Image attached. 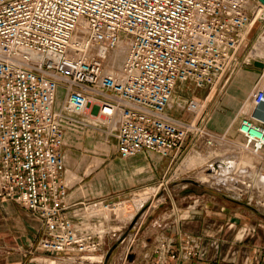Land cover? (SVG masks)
I'll list each match as a JSON object with an SVG mask.
<instances>
[{"label":"built area","instance_id":"obj_1","mask_svg":"<svg viewBox=\"0 0 264 264\" xmlns=\"http://www.w3.org/2000/svg\"><path fill=\"white\" fill-rule=\"evenodd\" d=\"M249 7L250 0H0V201L41 220L36 251L46 256L28 264H105L106 238L123 228L111 210L133 201L67 202L68 131L102 132L123 159L153 153L177 163L190 147L216 148L219 140L233 141L237 154L264 156V116L257 113L264 86L254 88L234 139L209 128L207 104L195 97L236 71L260 17ZM256 9L264 13L260 2ZM222 161L206 170L227 186L212 188L264 213L263 179L226 176ZM137 229L118 264H128ZM201 253V242L188 235L162 236L152 263Z\"/></svg>","mask_w":264,"mask_h":264},{"label":"crops","instance_id":"obj_2","mask_svg":"<svg viewBox=\"0 0 264 264\" xmlns=\"http://www.w3.org/2000/svg\"><path fill=\"white\" fill-rule=\"evenodd\" d=\"M253 2L250 0L249 14L255 19L259 1ZM263 20L264 13H261L254 21L251 33L238 52L233 75L219 87L195 94L207 104L205 114L209 116V128L227 138H237V128L247 106L251 105L254 88L257 84L264 86ZM257 23L260 24L255 27ZM257 113L264 116V107ZM171 114L185 120L192 118L187 114ZM214 116L220 118V123H210ZM75 130L78 135L82 133ZM66 142L62 148L65 157L62 179L69 191V204L127 199L147 187L162 188L176 164L171 157L162 159L153 153L123 159L116 151V141L100 132L84 136L68 134ZM262 166L256 168L261 169L264 177V164ZM148 191L157 190L144 193ZM211 193L189 206L188 216L174 220L159 218L145 227L129 264H153L154 242L162 236L179 239L180 234L200 241L202 253L190 261L180 260L179 264H263L264 214L222 193ZM41 237L40 219L13 201H0V264H28L32 259L41 260L46 255L35 249Z\"/></svg>","mask_w":264,"mask_h":264},{"label":"rangeland","instance_id":"obj_3","mask_svg":"<svg viewBox=\"0 0 264 264\" xmlns=\"http://www.w3.org/2000/svg\"><path fill=\"white\" fill-rule=\"evenodd\" d=\"M253 1L254 0H251V3H254ZM259 24L260 23H257L255 27H258ZM192 94L193 92L190 91L189 95ZM220 121L221 120L218 116H214L211 119L210 123L217 124L220 123ZM81 132L82 133L78 135L77 132L68 131L67 135L73 134L76 136H84L91 132H100V131H95L93 129H84L81 130ZM219 134L221 136L224 135L221 133ZM190 148L187 149V151H185L184 157L174 165L173 170L166 177L165 179L166 181L162 188L147 187L146 189L141 190L135 195L127 199H123V200H129L133 198V201L127 202L125 204L127 213L122 217L118 218L120 219V221H123V228L121 232H118L116 236L111 235L106 238L105 245L102 250V253L106 255L105 264H118L120 262L123 252H125L130 245L129 242L130 235L136 232V230L133 231L135 226L139 228L137 229L138 230L137 242H138V240L142 236V233L144 232V229H146L145 227L150 226L151 223H154L159 218L174 220L176 218L186 217L188 216V213L186 212L187 208L189 206H194L195 203H198L197 201L199 200L200 197L203 198L204 194L212 195L211 191L217 192L214 190V188H212L213 187L212 184L204 183V179L207 176H210V174H208L210 172L207 171L206 168L209 167L210 169V166H216L215 163L217 161L220 160L221 161L223 160L222 162H227L228 160L233 162L242 161L244 163H247V165H251V164L255 165V167H257V165L263 167L262 164L260 163L264 164V162L261 161L259 157L258 159L260 160V162L257 159V157L253 155H241L235 153L236 146L234 145L233 141L230 140L223 141V143H220L216 148H207L205 146H201L200 149L196 148L195 150L192 151H190ZM201 156L204 157L205 159L203 161L202 159L195 161V163L191 164L192 166L189 167L188 169V165L191 162V160L194 158H199V157L201 158ZM192 181L199 183V185L193 184ZM147 190H157V191L149 198V200H147L143 204L144 206L142 205L143 207L142 206L140 207V209L141 208L142 209L139 212H137L134 208L135 205L134 200L139 193ZM142 194L143 193H141V195ZM243 202L246 203V201ZM174 208L175 211H173ZM255 208L258 210L257 207ZM117 226L119 225H114V227ZM134 259L135 258H133L132 260ZM130 262L132 261L129 258L128 264Z\"/></svg>","mask_w":264,"mask_h":264},{"label":"bare ground","instance_id":"obj_4","mask_svg":"<svg viewBox=\"0 0 264 264\" xmlns=\"http://www.w3.org/2000/svg\"><path fill=\"white\" fill-rule=\"evenodd\" d=\"M261 6L264 7V5L261 3ZM260 12L261 10L259 9L257 12H256V16L255 18L260 15ZM264 40V39H263ZM262 40V41H263ZM124 53V50L121 49L116 55L115 57H113V63H117L119 61V55L123 54ZM219 143H223V141H220L219 140ZM211 153V152H210ZM196 154V153H195ZM209 156V155H208ZM258 157L260 158L261 161L264 162V156L263 155H258ZM202 159V161L205 159L204 157L201 156V158H194L191 160V162L189 163L188 165V169L189 167H191L193 163H195V161H198ZM207 159V158H206ZM226 160V159H225ZM190 161V160H189ZM201 162V161H200ZM204 163V162H203ZM228 165L225 166V168H222L221 169V172L224 173V175L226 176H235V177H243L244 179H246V182L248 183L249 180L251 179H255L257 177H259V179H263L264 181V177H262V173H260L259 175L256 174V172H258V169L255 167V165H248V166H243L242 163H238L237 161H227ZM202 164V163H201ZM187 166V165H186ZM196 166V165H195ZM183 170V169H182ZM261 170V169H260ZM227 178V177H225ZM204 183H207V184H212L214 186H221L222 184H225V180H223L221 178V176H216L215 174H210V176H207L205 179H204ZM222 186H227L226 184L225 185H222ZM145 192V191H144ZM142 192V193H144ZM156 191H148L144 194L141 195V193H139L138 195H141L138 197V195L136 196L135 198V204H136V207H137V210L140 209V207L148 200L149 196L154 194ZM144 206V205H143ZM142 206V207H143ZM129 207V206H128ZM129 209V208H128ZM112 213L114 214H117L119 217H122L123 215L126 214V208H123L122 206H119L117 207L116 209L114 210H111ZM110 213V212H109ZM111 214V213H110ZM130 216V215H129ZM131 220V219H130Z\"/></svg>","mask_w":264,"mask_h":264},{"label":"water","instance_id":"obj_5","mask_svg":"<svg viewBox=\"0 0 264 264\" xmlns=\"http://www.w3.org/2000/svg\"><path fill=\"white\" fill-rule=\"evenodd\" d=\"M258 1L264 5V0H258ZM192 182H193V184H195V185H199V183H197V182H195V181H192Z\"/></svg>","mask_w":264,"mask_h":264}]
</instances>
